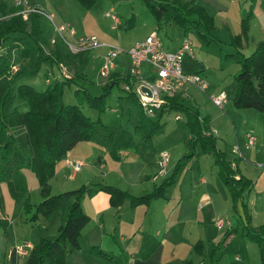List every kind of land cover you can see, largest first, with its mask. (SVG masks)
Instances as JSON below:
<instances>
[{
	"label": "rangeland",
	"instance_id": "obj_1",
	"mask_svg": "<svg viewBox=\"0 0 264 264\" xmlns=\"http://www.w3.org/2000/svg\"><path fill=\"white\" fill-rule=\"evenodd\" d=\"M6 1L14 3V0ZM54 4L64 11L62 16L66 13L70 18L62 20L50 12L52 9L40 5L53 14L56 23L69 22L76 31V37L96 35L100 41L120 46L124 50L136 40L142 39L150 26H156L163 47L170 51L174 50L178 43H182L185 36L191 39L193 55L184 56L182 67L185 72L200 74L207 82V88L203 91L195 85H188L183 92V99L186 104L198 109L201 116H210V127L217 137V144L226 151L227 158L232 160L235 157L232 150L237 143L242 149L243 157L233 161L238 165V171L251 178L253 182L250 191L246 190L244 193L247 211H244L241 200L235 207L230 189L218 174L219 166L215 161V154L207 151L201 142L193 146L196 153L188 158L178 173L176 183L168 188V198H156L149 208L142 205L136 211L140 216L147 213L153 218L161 219L156 227H153L152 220L148 235L145 236L151 237L156 243L162 239L166 229L170 228L168 237L171 243L166 248L165 264H262L261 245L246 233L248 228L244 226L248 224L247 213L251 217L252 226L264 223V113L251 110L253 113H259L251 120L257 128L253 132L257 135L258 144L257 148H247L243 132L239 131L245 122L241 114L243 109H238L233 102L237 88L235 75L240 69L239 60L242 55L235 51L230 42L231 31L219 24V28L212 32L211 42L207 44L198 32L203 31L202 26L191 27L186 32L174 21H162L158 26V21L144 0H97L90 8L85 7L79 0H57ZM112 10L117 12L123 22V25L117 28L112 27V19L106 15L107 11ZM9 14L10 12L7 16ZM132 15H135V23L127 26L126 23ZM40 17L45 40L42 46L47 53H51L56 45L62 43L59 36L55 35L52 21ZM52 37L57 38L56 44L50 42ZM103 47H95L88 53L83 51L85 62L82 61L80 53L76 55L69 53V60L62 65L43 62L38 73L26 78L25 81L37 89H44L48 83L63 79L65 76L63 72H66L76 80L64 86L65 102L79 103L74 93L76 87H86L91 93L99 95L103 93V84L108 79V76H101L99 72L107 52V47ZM18 48H14L13 55L19 64L21 56ZM64 50L69 52L65 47ZM252 51V48H244L245 54ZM113 62L115 64L113 72L125 75L130 66V56L123 51L115 56ZM76 72L84 73L86 79H78L75 76ZM125 86L124 81L115 83L106 96L107 108L101 113L104 123H98L97 133L89 140L80 141L84 144L82 147L73 146L70 152L59 160L50 179L51 193L85 184L87 185L83 198L85 207L87 204L90 206L92 202L88 201L101 191L99 183L114 184L134 195H141L152 191L170 175L179 160H186L190 143L194 141V137L190 138L191 127L187 123L186 114L179 110H169L161 118L164 130L149 132L151 127L143 121L145 118L141 116L139 102L133 95L128 94ZM221 90L225 91L227 100L222 107H218L210 95ZM16 104L20 109H26L19 100ZM81 106L93 119L98 118L99 111L96 108L90 107L86 102ZM238 112L241 113L238 115ZM149 117L157 118L156 115ZM162 152L168 154L165 167L160 166ZM66 156L70 159L82 158L84 163L81 170L73 173V168L65 162ZM23 171L30 190L31 202L35 206L43 198L38 177L30 168L25 167ZM0 187L4 198L0 214L9 218L6 228L0 227V264H27L25 254L33 243L42 236L58 234L60 215L54 211L48 216L40 214L36 221H28L31 212L27 213L20 207L8 183L3 181ZM128 209L127 212L123 210L120 213L131 214L130 208ZM84 210L87 212L86 208ZM108 214L109 222L114 228L119 215L116 210L114 214L113 211ZM218 217L224 218L222 227L216 222ZM91 224L96 225V222L93 221ZM228 230L233 233L225 242L221 241ZM142 235L138 234L131 244L137 242ZM131 236L129 234L126 237L125 243L130 241ZM118 239L114 246L116 250L111 251L113 262L129 264L130 253L121 249L124 242ZM199 239H204L203 254L197 253L194 247ZM24 250L26 252H23ZM141 256L142 254H139V257Z\"/></svg>",
	"mask_w": 264,
	"mask_h": 264
},
{
	"label": "trees",
	"instance_id": "obj_2",
	"mask_svg": "<svg viewBox=\"0 0 264 264\" xmlns=\"http://www.w3.org/2000/svg\"><path fill=\"white\" fill-rule=\"evenodd\" d=\"M96 1L79 0L87 8L94 5ZM144 2L158 21V26L162 21H174L185 32L191 27L202 26L203 31H198L200 37L207 44L211 42L212 32L216 28L215 18L202 4L195 0L185 2L144 0ZM0 4L2 5L0 7V183L6 181L20 207L27 213L31 212L27 218L28 221H36L40 214L48 216L54 211L60 215L58 234L42 236L33 243L25 254L27 264H67L70 250L80 248L79 237L91 219L82 205L87 185L82 184L80 187L53 194L50 179L55 173L59 160L78 142L91 139L98 131V123H104L101 113L107 108L105 98L115 83L124 81L128 84L129 88L125 86L128 94L133 95L139 102L136 79L129 72L125 75L112 72L103 84V93L99 95L91 93L86 87H76L74 93L79 103L64 101V86L76 80L65 72H63L65 75L63 79L48 83L44 89H37L34 85L27 83L26 78L36 75L43 62L62 65L69 60L70 52H66L62 45H56L51 53H47L42 46L45 40L40 26V15L34 14L29 20H25L19 14L10 15L16 7L12 6L6 11L5 2L1 1ZM134 23L135 15H132L126 25L131 26ZM248 33L249 21L248 18H244L241 33L231 38L236 52L241 53L239 44L242 37H248ZM16 47H19L21 56L19 64L13 55ZM88 51L90 49L84 52ZM84 52H80L83 62L86 60L83 56ZM241 55L240 69L235 75L237 88L233 102L238 108H253L264 113V39L257 43L251 53H241ZM75 76L78 79H86L85 74L81 72H76ZM18 100L26 106V109L22 110L18 107L16 104ZM84 102L99 111L97 119H93L83 110L81 105ZM139 106L141 116L145 118L143 121L150 125L149 132L152 133L164 130L161 118L165 112L183 111L191 127L190 138L194 137V141L190 143L186 160H179L170 175L148 193L134 195L117 185L99 183V188L110 195L112 206H120L125 199H129L130 207H136L142 204L150 205L159 197L168 198V188L176 183L181 167L190 156L196 153L193 146L201 142L207 151L215 154V161L219 166L218 174L230 189L235 207L241 200L244 211H247L244 193L246 190L250 191L253 182L251 178L238 171V165L233 161L243 157V154H238L233 148L235 157L232 160L227 158L226 151L217 144V137L210 127L209 115L201 116L198 109L186 104L183 92L167 98L157 110L156 119L150 118L143 111L140 103ZM236 145L240 148L238 143ZM240 150L242 151L241 148ZM25 167L35 172L41 186L43 198L35 206L31 202L30 190L23 171ZM3 206L4 198L0 187L1 210ZM247 218L248 224L244 226L248 228L246 233L260 243L261 263L264 264V223L252 226L249 213ZM8 222L6 215H0V227L6 228ZM232 233L229 230L226 231L221 241L225 242ZM203 246L204 242L201 239L194 244L199 254H203ZM92 251L97 256L113 260L109 251L99 244H94Z\"/></svg>",
	"mask_w": 264,
	"mask_h": 264
},
{
	"label": "crops",
	"instance_id": "obj_3",
	"mask_svg": "<svg viewBox=\"0 0 264 264\" xmlns=\"http://www.w3.org/2000/svg\"><path fill=\"white\" fill-rule=\"evenodd\" d=\"M1 1L5 2L6 11L13 6V3H9L6 0H0V2ZM34 1L39 5L41 4L47 9H52L50 12L54 13V15L58 16L62 20L63 19L66 20L70 18L66 13L63 14V16L61 15L64 11L58 8L54 4L56 3L57 0H34ZM181 1L185 2L189 0H181ZM195 1L199 4H202L206 8V10L211 15L214 16L216 28H219V24H221L222 27H226L231 31L230 40L234 35L241 33L242 21L244 18H248L249 33L247 38L242 37V41L239 44V50L241 51V53L245 54L244 48H252L254 50L257 43L264 39V0H195ZM0 7H2L1 4ZM40 18L42 21V17ZM151 27L152 26H150L147 29V31L143 35V38H145V36L148 35L151 30L155 29L156 26L152 28ZM230 42L232 43V41ZM180 45L181 42L178 43L176 48L172 51H176ZM235 51H236V47H235ZM83 56H85V54ZM142 70H143L142 72L143 75L146 76L147 75L146 72L148 70L147 66H143ZM238 109H243V111H241L243 113L238 112V115L240 113L243 114L242 116H244L245 119V122L243 123L244 126L240 127L239 130L240 132H243L245 146L247 148L249 147L257 148L258 138L256 140L255 146H249L247 145L246 135L247 133H254L256 135V133L253 131L257 130V128L255 127L254 124L251 123V120L253 119L254 116H257L260 112L257 111L259 113H253V111H251V110H255L253 108H238ZM76 145L82 147L84 144L82 142H78ZM69 152L70 151H68L67 153ZM74 159H79V158H74ZM74 159H70L66 156L65 162H67L70 165L69 160H74ZM73 173H74V169H73ZM88 202L89 203L92 202L90 206L87 204V206L85 207V202L84 204L83 203L82 204L83 207H85L87 209V212L90 214L91 220L84 227L82 234L79 237L80 248L70 250L69 252L70 258H68L67 264H114L113 260H109L105 257L95 255L94 252L92 251V246L94 244H99L103 249L109 251V253L111 254V251H113V249L116 250L114 246L116 244L117 238H119L118 240L124 242L121 249L122 250L124 249L125 251L130 253L131 260L129 264H165L166 248L169 247V244L171 243L168 237L170 228L168 227L166 231L163 233V237L159 241V243L153 241L151 237H145L148 235L147 234L148 230L151 228L152 220L154 222L153 227H156L157 224L159 225L161 219L157 217L153 218L149 216L147 213H144L143 216L138 215L136 210L138 209V207L144 204L138 205L136 207H130L129 199H125L120 206H112L110 204V195L103 190L95 194V198L93 197L92 200ZM150 205H147L148 206L147 208H149ZM128 208H130L131 214L126 215L120 213V211L123 210L127 212L129 210ZM115 210L119 215V217L117 220L118 221L117 224H115L113 228V225L111 224V222H109L110 214H108V212L113 211L114 214ZM138 216H140V218ZM93 221L96 222V225L91 224ZM114 231L115 233L113 234ZM159 233H160V228H158L157 230V234ZM129 234L132 235L131 239L128 243H125L126 237ZM138 234H143V235L142 237H140V239L137 242L131 244V241ZM179 245H181V243H179ZM18 254H20V252H18ZM139 254H142V256L139 257Z\"/></svg>",
	"mask_w": 264,
	"mask_h": 264
},
{
	"label": "built area",
	"instance_id": "obj_4",
	"mask_svg": "<svg viewBox=\"0 0 264 264\" xmlns=\"http://www.w3.org/2000/svg\"><path fill=\"white\" fill-rule=\"evenodd\" d=\"M13 6L16 7V10L11 15L19 14L25 20H29L34 14L50 19L55 35L59 36L62 46L72 54L94 49L95 47H107V52L99 71L101 76H109L115 68L113 62L115 56L126 51L130 56L128 72L136 79L139 103L147 115H156L157 110L166 102L167 98L173 97L179 92H184L188 85H195L203 91L207 88V82L200 74L196 72L188 73L183 70L182 60L184 56L186 54L193 55L191 39L186 36L176 51H170L163 47L158 29L155 28L145 38L136 41L124 50L120 46L100 41L96 35L76 37V31L69 22L56 23L53 20L52 13L32 0H14ZM106 15L112 19L113 28L123 25L120 16L114 10L107 11ZM57 41L55 37L50 40L53 44H56ZM143 66H147L148 69L146 76L142 73ZM143 86L147 87L148 90H143ZM126 88H129L128 84H126ZM210 98L218 107H222L227 100L226 93L223 90L217 94H211ZM177 117L179 116L177 115ZM246 137L247 145H256L257 137L255 134L247 133ZM234 150L241 154V150L237 145ZM167 161V152L160 153V166L165 167ZM69 163L74 171H78L84 162L82 159H74L69 160ZM216 222L219 227H222L224 218L218 217ZM23 252H26V250Z\"/></svg>",
	"mask_w": 264,
	"mask_h": 264
},
{
	"label": "water",
	"instance_id": "obj_5",
	"mask_svg": "<svg viewBox=\"0 0 264 264\" xmlns=\"http://www.w3.org/2000/svg\"><path fill=\"white\" fill-rule=\"evenodd\" d=\"M142 89L145 90V91L148 90L147 87H145V86H143Z\"/></svg>",
	"mask_w": 264,
	"mask_h": 264
}]
</instances>
